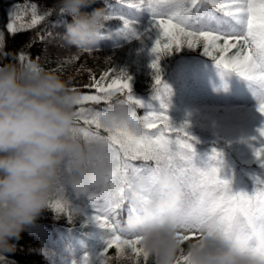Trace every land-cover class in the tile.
I'll use <instances>...</instances> for the list:
<instances>
[{"label": "snow or ice", "instance_id": "6c2138e0", "mask_svg": "<svg viewBox=\"0 0 264 264\" xmlns=\"http://www.w3.org/2000/svg\"><path fill=\"white\" fill-rule=\"evenodd\" d=\"M118 2L134 10L131 15L105 12L108 22L113 19L122 22L118 35L136 36L133 23L145 11L149 13L154 27L160 33L151 49L156 60L150 65L156 73L153 77V88L156 92L154 99L160 101V111L149 110L144 115H139L136 109L143 108L144 105L130 94V77L115 69L103 73L100 79L93 77L91 87L95 94H79V107L76 110L79 127L75 131L86 142H106L107 151L100 159L111 165L105 186L87 197L95 210V222L106 230L107 236L106 246L97 257V264H110L108 253L113 248L116 250L117 259L122 258L125 251L130 249L137 257L142 255L145 261L148 260L147 254L138 247L139 237L127 239L121 235L119 216L127 203L129 191L141 177L146 181L141 195L147 198L161 165L167 166L173 172L185 191L187 211L183 218L188 234L183 236L184 240L199 236L202 229L216 222L225 236L241 237L250 243L264 241V181L256 178L251 193L233 191L231 182L220 177L221 153L215 150L210 159L221 166L208 165L202 169L194 164V138L184 131L187 125L177 129L170 122L167 101L171 93L162 82L159 67L160 59L171 55L173 51L182 48L195 49L202 45V53L214 62L222 75L235 73L249 82L257 101V111L264 115V0ZM31 11V23L34 26L44 17L36 14L35 6ZM7 30L10 33L18 31L15 23H9ZM91 51L94 50L87 52ZM25 59L21 53L19 60L22 64ZM101 103L108 107L104 110L85 107ZM121 103L127 106V119L117 122L114 105ZM104 120H109L111 126H105ZM129 121L138 125V131L131 130ZM81 122L87 127H82ZM257 131L259 137L264 138V127ZM254 154L257 159L264 156V143L259 149H254ZM137 160L144 163L140 166L131 163ZM51 208L57 213L65 210L70 213V204L65 200L52 202ZM131 211L127 207L128 214Z\"/></svg>", "mask_w": 264, "mask_h": 264}, {"label": "clouds", "instance_id": "9594fccd", "mask_svg": "<svg viewBox=\"0 0 264 264\" xmlns=\"http://www.w3.org/2000/svg\"><path fill=\"white\" fill-rule=\"evenodd\" d=\"M96 0H56L59 14L70 18L63 38L81 51L95 50L105 39L103 9L83 11ZM79 94L58 75L31 62L0 65V261L15 251L13 241L51 208L61 192L77 199L102 189L111 165L100 159L104 141L81 138L76 106ZM117 122L127 119L124 104L114 105ZM105 126H111L104 120ZM132 131L138 125L129 121ZM146 181L137 179L127 196L131 213L119 224L127 239L151 264H264V241L250 243L225 236L213 222L195 240H184L185 191L173 172L161 165L147 198ZM130 249L125 251L133 259ZM183 257V260H181Z\"/></svg>", "mask_w": 264, "mask_h": 264}, {"label": "trees", "instance_id": "16d2710c", "mask_svg": "<svg viewBox=\"0 0 264 264\" xmlns=\"http://www.w3.org/2000/svg\"><path fill=\"white\" fill-rule=\"evenodd\" d=\"M100 1L96 0L91 6L84 8L85 12H92L94 9H100ZM56 0H0V65H21L19 60L21 53L26 57L23 64L34 62L37 63L42 69L50 71L58 75L64 80L69 89L78 94L88 93L95 94V90L89 87H76L71 89L70 86L82 85L88 78L92 76L98 77L104 71L113 70L127 73L135 72L134 67H130L134 56L137 54L138 42H132L128 47H112L107 49H97L87 53H78L79 50L67 44L63 38L65 27L55 26L61 23V20L66 18L59 14L58 10L54 7ZM35 6L36 14L43 16L44 19L38 24L32 26V7ZM107 1L104 0L101 9H105ZM46 13H48L46 15ZM68 18V17H67ZM70 22V18L67 19ZM9 23H15L18 31L10 33L7 30ZM152 25V23H150ZM23 25V27H21ZM51 25L55 26L52 35L47 36L45 40L39 41L40 35H46ZM144 34V32L142 33ZM60 43V44H58ZM61 43L63 45H61ZM133 47L132 54L128 51ZM202 45L195 49L182 48V55H197L206 59V63L211 64L213 61L202 53ZM172 59L170 55L160 59L159 66H170L167 75L164 78L165 85L170 89V95L176 96L179 92L178 83L172 80V75L181 64L178 59ZM80 65L79 69L77 66ZM130 67V68H128ZM115 75V73H113ZM154 72H149L146 65L139 73H136L135 91L132 95L135 97H142L144 95L153 93L154 85ZM123 98V97H119ZM176 100V99H175ZM169 101H167L168 103ZM115 103V99L113 100ZM79 106H76L78 110ZM85 107H92L97 110L106 109L107 104L101 103L98 105H85ZM176 106H169L167 115L174 128H181L182 123L178 115L173 114L171 111ZM148 110L139 111V115H144ZM81 126L84 127L83 122ZM105 135H107L105 133ZM143 161H132V164L142 163ZM56 216L51 209L44 210L37 218L36 222L32 225L37 227V233L31 227L27 228L21 233V238L18 241H13L15 244V251L6 254L9 259L6 263L0 261V264H45L48 262L49 257L55 252V248H50L46 240H52L58 244L59 232L66 235L67 230L62 229L59 225L54 223ZM62 219V217L60 218ZM82 219L83 226L78 229L83 233L88 234L92 241L97 244H102V240L106 234H102L103 228L97 226L94 218L90 214L79 215L74 217L69 222H66L68 228H71L74 220ZM133 259L129 260L127 255L117 259L115 248L111 249L108 253L110 257V264H151L150 260H144L143 256L137 257L130 251Z\"/></svg>", "mask_w": 264, "mask_h": 264}, {"label": "rangeland", "instance_id": "374dc122", "mask_svg": "<svg viewBox=\"0 0 264 264\" xmlns=\"http://www.w3.org/2000/svg\"><path fill=\"white\" fill-rule=\"evenodd\" d=\"M117 33L118 32H115L107 38L113 40L118 35ZM153 35L154 32L151 31L147 37V41L144 43V49L150 58L153 56L151 49L155 44ZM61 45L63 44L61 43ZM100 77L95 79H100ZM128 77H130L129 84L132 89L134 75L131 74ZM220 80V77L216 79L214 76H210L206 79L203 75H199L197 79H192L191 90L183 100V108L187 116H194L195 113L201 109V105L206 104V100H212L214 98L213 96L219 93L218 90H226L222 86H218V90L213 88V86L217 85ZM92 83L93 78L87 80L85 85L91 86ZM212 91L213 96H210ZM199 96L202 98H199ZM229 99L233 100L231 103L232 113L238 118H232L228 115H222L220 117L213 118L211 119L212 121H215L216 119L219 121L218 123L214 124L213 127L215 129H218L219 127L230 129L233 131V134L231 135L233 140L240 141L241 143L248 144L255 149H259L261 144L264 143V138L259 137L257 130L264 127V115H261L257 111V103L253 106H250V103L256 102L255 97L253 96L247 101V89L234 87L230 92ZM232 119H235V121ZM190 240H192V238ZM79 246L80 245L78 243L75 244L74 247L70 249L71 253H74V251H77L75 254L81 252L82 248ZM78 264L85 263H83V261H79Z\"/></svg>", "mask_w": 264, "mask_h": 264}]
</instances>
